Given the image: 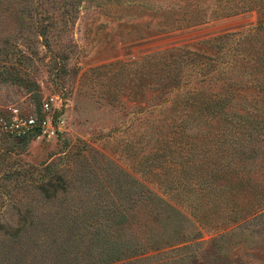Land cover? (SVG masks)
<instances>
[{"label":"rangeland","instance_id":"obj_1","mask_svg":"<svg viewBox=\"0 0 264 264\" xmlns=\"http://www.w3.org/2000/svg\"><path fill=\"white\" fill-rule=\"evenodd\" d=\"M158 19L146 0H0V68L15 77L0 79V264H264V214L202 227L194 206L146 171L150 99L120 68L252 28L258 10L164 31Z\"/></svg>","mask_w":264,"mask_h":264},{"label":"trees","instance_id":"obj_2","mask_svg":"<svg viewBox=\"0 0 264 264\" xmlns=\"http://www.w3.org/2000/svg\"><path fill=\"white\" fill-rule=\"evenodd\" d=\"M247 8L258 10L252 28L120 62L133 92L143 87L150 99L146 140L153 135L155 142L146 150V171L164 184V192L174 190L175 196L166 193L170 198L192 204L190 213L202 227L218 226L214 231L264 214V185L257 177L262 171L256 173L261 166H256L257 154L264 158L258 146L264 143V0H146V10L160 17L159 31ZM13 77L0 68L2 81ZM36 104L40 109L39 100ZM200 125L206 132L192 130ZM41 131L39 122L19 134L29 140Z\"/></svg>","mask_w":264,"mask_h":264},{"label":"built area","instance_id":"obj_3","mask_svg":"<svg viewBox=\"0 0 264 264\" xmlns=\"http://www.w3.org/2000/svg\"><path fill=\"white\" fill-rule=\"evenodd\" d=\"M33 121V119H30V122H32ZM41 125H42V123H41Z\"/></svg>","mask_w":264,"mask_h":264}]
</instances>
